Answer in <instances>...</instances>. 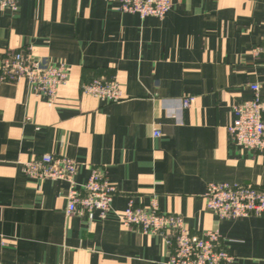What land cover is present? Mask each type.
I'll use <instances>...</instances> for the list:
<instances>
[{"label":"crops","instance_id":"crops-1","mask_svg":"<svg viewBox=\"0 0 264 264\" xmlns=\"http://www.w3.org/2000/svg\"><path fill=\"white\" fill-rule=\"evenodd\" d=\"M264 0H172L159 19L105 0H19L0 10V64L22 51L61 61L68 81L54 102L0 76V264H167L162 236L124 228L133 200L179 214L192 233L217 229L230 264H264V217L219 219L203 199L210 182L264 187V153L230 141L232 106L264 96ZM117 80L123 98L81 92ZM184 96L194 97L187 108ZM160 131L153 136V130ZM43 154L92 168L116 186L104 218L65 212L69 184L35 179L22 162Z\"/></svg>","mask_w":264,"mask_h":264},{"label":"built area","instance_id":"built-area-1","mask_svg":"<svg viewBox=\"0 0 264 264\" xmlns=\"http://www.w3.org/2000/svg\"><path fill=\"white\" fill-rule=\"evenodd\" d=\"M115 4L120 12L135 13L140 18L149 16L163 18L171 9L172 0H105ZM19 0H0V10L17 11ZM255 54L264 53V46L253 49ZM69 68L61 61L51 62L35 59L22 51H15L3 58L0 64L2 80H25L36 92L54 102L57 91L69 78ZM252 98L233 104V120L227 130L233 146L241 152L264 153V96L258 84L250 85ZM81 92L101 102L120 101L121 88L115 79L93 78L81 85ZM194 97L184 96L182 106L187 108ZM158 129L153 136H159ZM77 163L65 156L43 154L22 162L23 172L35 179L63 180L69 184L67 215H85L98 212L104 218L111 211L116 193L115 184L109 182L99 168H92L84 183L75 181ZM205 206L219 219H234L249 216L264 217V187L251 184L210 182L203 195ZM124 228L138 227L142 233L163 237L170 248L167 264H230L233 256L221 245L217 229L192 233L179 214L160 212L153 198L144 205H135L129 200L118 213Z\"/></svg>","mask_w":264,"mask_h":264}]
</instances>
